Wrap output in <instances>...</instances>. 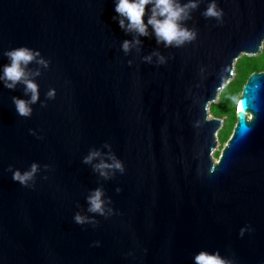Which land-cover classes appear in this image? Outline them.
<instances>
[{"label":"water","instance_id":"water-1","mask_svg":"<svg viewBox=\"0 0 264 264\" xmlns=\"http://www.w3.org/2000/svg\"><path fill=\"white\" fill-rule=\"evenodd\" d=\"M215 2L222 18L199 0L182 22L197 38L176 48L121 29L115 0H0V264H194L200 251L264 264V69L239 85L216 160L208 111L235 61L260 53L264 0ZM21 46L40 53L25 68L30 117L13 97L31 93L2 79ZM34 163L29 186L12 179ZM96 190L104 215L88 211Z\"/></svg>","mask_w":264,"mask_h":264},{"label":"clouds","instance_id":"clouds-1","mask_svg":"<svg viewBox=\"0 0 264 264\" xmlns=\"http://www.w3.org/2000/svg\"><path fill=\"white\" fill-rule=\"evenodd\" d=\"M151 5L149 9L147 22L144 17L146 15V6ZM199 7V0H188L187 3L181 4L179 0H115L116 20L119 27L128 33H136L138 36H147L148 28L151 27L155 35L157 43H163L165 47H182L185 43H191L197 38L195 29H189L182 26V22L191 18L190 13ZM206 19L220 20L223 16V10L218 8L215 0H209L207 7L202 12ZM138 39L132 42L125 40L121 47L127 53L132 44H139ZM10 61L3 68V77L5 81L4 86L8 89H14L17 83L22 82L25 85V93H31L30 100L25 101L13 97L16 112L21 117H30L32 109L30 104H34L38 100V87L31 80L27 79L25 68L29 63L40 56L39 51H33L27 47H17L3 53ZM158 56V63L164 64L165 58L158 53H153ZM151 62V56L144 58ZM38 63L44 67L48 66V62L44 59L37 60ZM37 75L39 73H36ZM49 99L55 98V90L50 89L47 93ZM98 155L96 152L90 153L84 158V163H89L94 156ZM98 168L111 167L110 165L100 164ZM115 168L121 169L119 162L114 165ZM11 170V169H10ZM38 171V166L34 163L30 170L21 173L19 170L14 171L12 179L19 182L22 186H29V181H33L35 173ZM103 174V173H102ZM102 193L96 190L95 193L88 198L90 207L89 212L99 213L104 215L103 201L100 199ZM74 221L77 224H84L90 222L87 218L77 213L74 216ZM243 229L241 235H243ZM194 264H230L229 261L222 258L219 253H208L200 251L194 256Z\"/></svg>","mask_w":264,"mask_h":264},{"label":"trees","instance_id":"trees-1","mask_svg":"<svg viewBox=\"0 0 264 264\" xmlns=\"http://www.w3.org/2000/svg\"><path fill=\"white\" fill-rule=\"evenodd\" d=\"M264 69V41L262 43L261 51L258 55L240 56L233 65V76L231 80L222 88L218 95V99L215 103L209 105L208 111L211 117L221 119L218 114H226V119L222 121V125L217 131L216 138L219 145L227 140L230 129L233 124L234 117V107L233 104L236 100L238 94V87L242 85L245 76L252 72H261ZM221 106V107H219ZM224 121H228L227 126ZM219 153L214 154L217 158Z\"/></svg>","mask_w":264,"mask_h":264},{"label":"rangeland","instance_id":"rangeland-1","mask_svg":"<svg viewBox=\"0 0 264 264\" xmlns=\"http://www.w3.org/2000/svg\"><path fill=\"white\" fill-rule=\"evenodd\" d=\"M217 99H218V96H217ZM217 99H216V101H217ZM215 101V102H216ZM214 102V103H215ZM219 107H221V106H219ZM222 108V107H221ZM219 116H220V120H221V125H222V121H223V119L225 120L226 119V114L225 113H223L222 112V110H221V113L220 114H218ZM224 123L226 124V123H228V121H224ZM225 126H227V124L225 125ZM216 140H217V138H216ZM222 147V145H219V143H218V141H217V143H216V146H215V148H214V150L212 151V158L214 159V160H216V158L214 157L215 155L214 154H216V153H219V151H220V148Z\"/></svg>","mask_w":264,"mask_h":264}]
</instances>
